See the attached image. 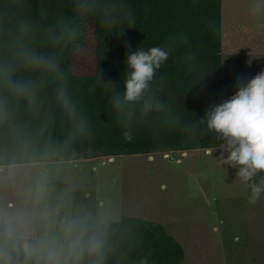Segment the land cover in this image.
<instances>
[{
  "label": "trees",
  "instance_id": "trees-1",
  "mask_svg": "<svg viewBox=\"0 0 264 264\" xmlns=\"http://www.w3.org/2000/svg\"><path fill=\"white\" fill-rule=\"evenodd\" d=\"M221 20V0H0V64L15 79L36 82L31 104L0 82V167L215 149V133L184 128L236 90L237 80L222 78ZM153 46L168 60L139 101H124L129 49ZM29 48L55 57L60 75L27 68L22 52ZM61 87L70 107L58 100ZM80 222L86 237L102 240L103 258L85 250L79 260L72 255L74 264H139L143 257L185 264L183 247L158 223L129 216ZM9 227H0V240ZM11 227L21 243L38 244L33 224ZM37 254L13 252L11 264H37Z\"/></svg>",
  "mask_w": 264,
  "mask_h": 264
},
{
  "label": "rangeland",
  "instance_id": "rangeland-1",
  "mask_svg": "<svg viewBox=\"0 0 264 264\" xmlns=\"http://www.w3.org/2000/svg\"><path fill=\"white\" fill-rule=\"evenodd\" d=\"M222 1L224 61L239 50L238 78L250 80L264 71V0H236L238 9ZM219 156L217 148L0 167V227L33 224L38 244L63 245L60 259L74 264L63 220L129 216L162 225L185 264H264V194L251 203L247 183ZM46 259L37 254V264Z\"/></svg>",
  "mask_w": 264,
  "mask_h": 264
},
{
  "label": "clouds",
  "instance_id": "clouds-1",
  "mask_svg": "<svg viewBox=\"0 0 264 264\" xmlns=\"http://www.w3.org/2000/svg\"><path fill=\"white\" fill-rule=\"evenodd\" d=\"M87 7V5H82ZM111 9V5H105L102 10ZM118 20V16H112ZM130 25L135 24V18L129 16ZM122 32L121 35H124ZM169 53L160 46H153L145 50L137 47L135 51L129 49L125 64L127 70L124 74V101H139L149 89L157 71L168 60ZM24 65L31 70H43L60 75L58 63L55 57L41 55L32 49H24L22 52ZM0 82L30 104L35 99L36 82L18 80L14 78V69L10 65L0 64ZM235 92L231 97L222 99L218 104L210 106L204 116L196 123L185 125L184 130L190 131L194 126L200 133H215L218 142L215 148L220 151V156L215 158L221 166L236 169V177L247 183L251 189L250 202L258 201L264 194V71L259 72L247 82L237 80ZM58 100L70 107L71 101L63 87L58 90ZM119 106V97L116 98ZM157 110L161 107L157 105ZM146 111L152 106L145 104ZM125 136L131 139L130 133ZM259 177V181H257ZM62 230L67 236V252L76 260L84 254L85 250L95 253L100 260L103 258V242L96 235L85 236V226L82 222L65 219L61 224ZM46 250L45 264H67L60 259V253L64 246L59 248L50 246L47 242L33 243L28 239L14 235L10 226L6 240H0V264H11L13 252L23 251L26 258L43 254ZM100 260L97 264H100ZM139 264H148V258L143 257Z\"/></svg>",
  "mask_w": 264,
  "mask_h": 264
},
{
  "label": "crops",
  "instance_id": "crops-1",
  "mask_svg": "<svg viewBox=\"0 0 264 264\" xmlns=\"http://www.w3.org/2000/svg\"><path fill=\"white\" fill-rule=\"evenodd\" d=\"M223 1L221 0V9H224V5L222 3ZM229 6L233 9L234 7L238 9V3L236 2V0H228ZM228 6V8H229ZM222 15V12H221ZM222 19V18H221ZM224 24V22H223ZM222 24V27H223ZM236 29H233V31L235 32ZM224 32V30H223ZM232 33V32H231ZM224 33H222V37H223ZM231 37H233L231 35ZM239 49V48H238ZM242 53L238 50H233V49H228L227 50V55H226V62L224 61V57L222 54V78L224 80H237L240 79L238 77H241L239 75L242 74V68L244 67V64H241V59H238L237 56L240 57ZM264 54V53H262ZM254 66V65H253ZM252 66V67H253ZM258 73H254L253 76H255Z\"/></svg>",
  "mask_w": 264,
  "mask_h": 264
}]
</instances>
